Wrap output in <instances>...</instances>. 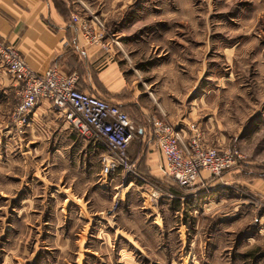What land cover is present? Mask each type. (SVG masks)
Returning a JSON list of instances; mask_svg holds the SVG:
<instances>
[{"label":"rangeland","instance_id":"obj_1","mask_svg":"<svg viewBox=\"0 0 264 264\" xmlns=\"http://www.w3.org/2000/svg\"><path fill=\"white\" fill-rule=\"evenodd\" d=\"M68 1L78 5L76 12L97 15L109 45L118 47V20L161 19L159 30L153 23L136 37H166L146 64L166 67L159 84L167 102L174 109L183 103L187 116L191 104L190 132L196 129L208 146L236 150L239 158L220 176L185 190L157 180L158 171L148 174L140 140L130 145L135 175H101V144L89 154L72 151L68 161L84 168L63 169L62 154L30 144L33 110L20 125L15 88L0 69V264H126L123 256L134 264H264V0ZM144 75V84L152 82ZM176 86L181 89L169 90ZM111 177L120 185L109 184ZM129 180L135 185L126 190ZM147 184L175 187L180 199L197 201L184 204L181 216L176 198L152 201ZM214 193L222 202L205 207ZM66 195L75 201L69 204Z\"/></svg>","mask_w":264,"mask_h":264},{"label":"crops","instance_id":"obj_2","mask_svg":"<svg viewBox=\"0 0 264 264\" xmlns=\"http://www.w3.org/2000/svg\"><path fill=\"white\" fill-rule=\"evenodd\" d=\"M77 8L76 3L68 0H63L61 4H56L55 0H0V40L13 43L27 65L34 71L43 72L49 66L56 65L65 73L75 75L76 86L80 90L117 104L129 115L137 127L142 148L140 153L144 156L150 169L148 174L152 175L154 170L158 171V176L155 178L163 182L167 177L163 173V157L151 139L152 120L158 118L175 124L181 123L182 126H186L187 130L185 131L189 136L191 132L188 129V124L192 121L188 116L192 114L193 107L190 104L188 116L187 111L183 108V103L174 109L167 102L169 93L167 94L166 88L159 84V78L165 74L166 67L159 64L150 66L146 64L147 57L155 52L153 49L159 48L161 45L165 46L166 37L163 36L161 40L159 37L153 36L146 39L143 34L147 32L144 33V30L150 24L160 22L161 19L141 18L132 21L131 24H127L123 19L118 20L115 24V33L122 46L110 44L109 50L103 51L98 46L84 43L78 25L71 19L73 14L86 16L76 12ZM116 11L119 9L117 8ZM154 26L158 30L160 29L159 24ZM140 32L143 34L136 37ZM123 45L125 46L123 47ZM189 52L194 54L197 51L189 49ZM0 69H3L4 73L8 75L1 63ZM146 73L151 74L152 77V82L148 84H144L145 80L149 79L144 77ZM11 83L12 79H10ZM174 89L180 90L181 87H171L169 90L173 91ZM28 126L29 142L34 146V149L37 150L46 145L53 154H62L63 158L67 160L64 161L63 169H73V163L76 168H84V162L68 161L71 159L70 154L74 150L89 154L95 148L93 144L87 146L82 141L81 143L73 129L46 101L38 103L33 109ZM216 147L220 148L221 145H216ZM132 151L131 146L129 152ZM203 176H205L204 173ZM146 183L150 185L149 181ZM93 184H96L98 188L102 187L98 181H93ZM109 184L120 185L113 177L109 179ZM148 184L145 187L149 188ZM125 185L128 190L135 184L133 180H129ZM172 185L176 184L172 183ZM176 186L178 187V185ZM69 188L72 190L73 186H69ZM178 188L181 190L180 187ZM68 189H65L66 192ZM171 189L177 191L175 187ZM193 191L188 190V193H193ZM175 192H172L175 195L171 198H176L173 199V202L178 204L182 216L183 205L187 204L188 207L194 205L197 197L184 195V198L180 199V193ZM69 195H66V199L70 204L75 200L73 196L70 198ZM84 195L83 191L82 198ZM217 197L219 199L216 202ZM222 200L217 193H214L209 197L205 207H214ZM76 204L79 203L76 202ZM79 208L82 210L81 206ZM192 212H197V210ZM122 259L126 260V264L135 263L127 256L120 258V260Z\"/></svg>","mask_w":264,"mask_h":264},{"label":"built area","instance_id":"obj_3","mask_svg":"<svg viewBox=\"0 0 264 264\" xmlns=\"http://www.w3.org/2000/svg\"><path fill=\"white\" fill-rule=\"evenodd\" d=\"M87 45L109 50L110 36L97 15L73 14ZM0 63L5 67L15 88L17 104L14 116L20 125L29 121L32 110L46 101L84 141L101 144L100 174L109 177L121 172L125 178L136 174V162L129 155L134 140H139L137 127L117 104L80 90L75 75H69L56 65L43 72L34 71L25 62L13 43L0 40ZM151 139L163 157V173L180 188H192L209 178L217 177L234 167L239 158L236 150L208 146L196 129L187 133L168 121L153 118ZM207 173V177L203 176ZM174 193L149 188V198L158 201L174 197Z\"/></svg>","mask_w":264,"mask_h":264}]
</instances>
